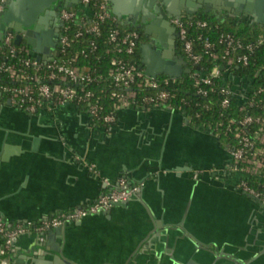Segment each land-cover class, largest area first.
I'll list each match as a JSON object with an SVG mask.
<instances>
[{"label":"water","instance_id":"1","mask_svg":"<svg viewBox=\"0 0 264 264\" xmlns=\"http://www.w3.org/2000/svg\"><path fill=\"white\" fill-rule=\"evenodd\" d=\"M108 1L113 13L126 25L141 29L144 35L140 49L141 67L154 78L161 75L181 78L190 72L183 55L177 50V33L173 40L166 39L175 17L194 18L200 12L216 19L244 16L251 24L264 27V0H131L125 11L120 9L118 0ZM57 3L65 7L77 6L86 15H92L90 6L82 4L80 0H8L7 10L0 21V40L5 29L11 26L18 33L16 44L25 41L32 52L46 62L60 36L61 20L55 7ZM233 89L240 91L241 87L235 85ZM11 105L10 99L6 104L0 99V217L10 226L17 222L47 220L50 212L55 215V212L87 205L116 188L118 180L122 178L128 179V187L140 185V189L129 198L114 202L108 210L101 209L68 220L57 228L20 234L12 239L8 253L1 254L3 241L0 239V264L29 262L33 258L31 245L35 242L44 247L41 250L42 259L45 260L34 261L37 264H158L161 257L169 261V257H172L175 264V254L171 253L169 257L162 255L161 236H165L172 247L176 246L180 237L195 249H208V244L193 230L191 222L194 186L199 181L225 186L211 177V167L201 164L204 170L201 173L193 172L191 167L178 165L182 150L178 144L167 147L168 138L157 137L152 142H139V137L130 132L123 131L116 135L118 128L114 126L109 128L110 134L106 140L98 142L94 139L77 148L79 152H67L64 150L69 144L66 134L56 129H34L36 123H42L43 112L47 111L30 114ZM162 108L169 110L167 106ZM49 114L53 115V112ZM86 115L91 121L90 116ZM143 115V112H137L138 117ZM183 115L187 118L186 112ZM10 121H24L22 125L29 124V127H9L7 122ZM186 123L189 124L188 118ZM13 134L27 135L32 139L15 145L11 139ZM54 143H57L55 147ZM161 144L164 145L163 149H160ZM138 145L141 148L138 149ZM76 156L80 157L79 162L74 159ZM92 164L95 165L94 169L91 168ZM61 168L62 173L59 172ZM45 169L68 174L70 186L78 190L69 204L58 202L49 212L41 215L20 214V206L13 199L19 187L9 191L10 184H16L17 175H25L26 171L27 177H31L33 172L43 174ZM185 182L191 184L190 190L180 191L182 203L179 208L171 209L173 212L175 209L172 215L170 209L168 213L166 203L169 200L166 198L169 192ZM83 183H87V186L81 191ZM254 201L262 211L263 203L259 199ZM146 241L151 248L145 245L144 252L149 255L137 254ZM257 243L255 250L264 264V241ZM18 248L24 253H16ZM216 249H222V254L228 253L226 247L216 245ZM150 251L154 253L150 254ZM34 253L37 255L38 252ZM244 261V264H251L248 259Z\"/></svg>","mask_w":264,"mask_h":264},{"label":"built area","instance_id":"2","mask_svg":"<svg viewBox=\"0 0 264 264\" xmlns=\"http://www.w3.org/2000/svg\"><path fill=\"white\" fill-rule=\"evenodd\" d=\"M80 1L90 6L92 15H86L75 6L62 7L58 43L46 62L39 59L25 41L16 44L18 33L11 26L5 29L0 40V99H10L12 105L30 114H40L52 110L55 105L70 103L86 112L91 121L95 119L108 125L117 121L123 109L167 106L182 111V107L190 103L187 99H181L178 107L169 103L174 98L172 84L177 80L183 82V77L148 76L141 65L132 59L139 48L141 33L125 29L126 24L113 13L108 0ZM7 3L8 0H0V21L7 10ZM172 22L192 67L200 65L204 57H209L214 63L210 70L190 69V76L197 86L196 94L203 97H209L211 93L220 94L219 106L223 112L230 108L235 99L242 115L232 114L226 119L221 113L218 119L221 125L226 124L225 135L229 142L222 143L230 153L229 169L238 176V187L264 205V87H256L253 77L230 73L234 65H249L256 49L264 45V34L246 43L231 33L222 34L214 42L200 32L197 39L201 41L202 51L198 52L191 31H203L208 28L209 22L187 16L175 17ZM239 22L236 20V23ZM101 37H105L109 43L106 52L110 55L111 66L106 73L100 72L99 65L92 61L99 50L98 40ZM96 59V62H101V56L98 55ZM258 75L259 72L255 78ZM3 77L9 83L2 82ZM104 85L111 88L108 105L94 89L95 86L102 87L100 91L103 93ZM235 85H239L241 90L234 91ZM142 89L151 92L140 96ZM202 107L209 110L212 104L206 103ZM254 107L260 108L258 115L249 113V109ZM187 118L191 121L188 115ZM255 123L259 124L258 129L250 132ZM203 127L221 141L220 135L211 126ZM139 189L140 185L128 187L127 179L122 178L116 188L89 204L58 213L38 223L17 222L10 226L0 217L1 254L10 252L12 239L20 234L57 228L68 220L101 209L108 210L114 202L129 198Z\"/></svg>","mask_w":264,"mask_h":264},{"label":"crops","instance_id":"3","mask_svg":"<svg viewBox=\"0 0 264 264\" xmlns=\"http://www.w3.org/2000/svg\"><path fill=\"white\" fill-rule=\"evenodd\" d=\"M118 1L122 11L127 10L131 3V0ZM220 19L226 20L229 18ZM233 19L264 31V27L251 24L247 17L239 16ZM158 28L162 29L161 27ZM7 100L9 99H4L5 104ZM168 109L164 110L162 107L153 106L141 109H123L120 111L117 121L105 128L103 126H93L91 121H88L87 113L72 104L55 105L52 110L43 112L45 115L41 121L42 123H36L34 129H56L59 133L63 132L69 141L64 150L71 153H75L77 148H81L88 141L94 139H97L98 142L106 140L109 137L111 126L118 128L116 135L121 134L123 131L130 132L139 137V142L141 140L144 143L146 141L152 142L157 137L168 138L167 147L170 148L174 144H178L180 150H182V153H179L178 156V165L191 167V171L196 173H201L204 170L201 164L209 166L211 167V177L219 183L222 182L225 186H216L203 181H199L194 186L192 228L208 244L206 246L208 251L195 249L180 237L177 238L176 246L172 247L168 245L165 236H161L162 255L167 254L169 257L171 253L175 254V264H244L246 259L251 264H263L257 256L259 255L257 250H255L257 242L264 241V232L261 228L262 211L254 203V199L257 198L244 193L238 187V179L236 181L232 180L235 175L229 169L230 153L222 141L213 136L209 129L198 127L192 124L191 121L187 125V118L182 111L171 107H168ZM52 112L53 115H50L49 113ZM137 112H143V117H138ZM23 122L10 121L7 122V125L21 129H24V126L29 127V124L22 125ZM11 139L13 144L21 145L24 142L31 141L32 138L27 135L13 134ZM54 144L53 147L57 145V143ZM163 147L164 145L161 144L160 149H163ZM137 148L141 147L138 145ZM78 157L74 158L76 162L81 160ZM91 168L94 169L95 165L92 164ZM149 169H151V163ZM27 172H25V175H17L16 184L12 185L11 183L9 188V191H14L19 187V192L13 199L20 206V214L41 215L44 212H49L58 202H62V205L69 204L74 192L78 190V188L74 189L70 186L68 174H58L54 169H45L43 174L33 172L31 177H27ZM59 172L62 173V168ZM190 180L188 177V181ZM82 186L81 191H84L87 183H83ZM190 187L191 184L185 182L179 185L177 189L169 192L166 198L169 201L168 203L165 201L168 213L169 209L181 206L182 196L180 191H188ZM4 191L6 192V188ZM70 209L72 208L68 210ZM56 214L58 212H55ZM174 214L175 209L174 212L172 211V215ZM53 216V212H50L49 218ZM38 222L40 221L33 223ZM216 245H220V248L226 247L228 253L222 254V249L217 250ZM31 246L32 253L30 254L33 258L25 264H37L34 261L44 259H42L43 253L41 250L44 247L38 245L37 242ZM147 248L150 249L151 247L148 245ZM34 252H38L37 255ZM16 253L23 254L24 252L21 248H18ZM149 253L153 254L154 252L151 253L150 251ZM146 255L149 254L145 252L143 256ZM169 258H171V261L161 257L159 263L174 264L172 257Z\"/></svg>","mask_w":264,"mask_h":264},{"label":"trees","instance_id":"4","mask_svg":"<svg viewBox=\"0 0 264 264\" xmlns=\"http://www.w3.org/2000/svg\"><path fill=\"white\" fill-rule=\"evenodd\" d=\"M78 8L77 6H75ZM195 18H200L203 20H207L209 22L208 28L204 29L203 31H191V35L196 39L195 42V49L198 52L202 51V45L201 41L197 39V36L199 33H203L204 37L210 38L212 41L217 42L221 35L224 33H231L235 37L243 40L246 43L253 42L256 40L257 36L259 34H263L264 31H260L256 29L253 26H250L248 24L239 22L236 23L235 19L229 18L226 20H221V19H216L215 17H209L208 14L200 12L195 16ZM127 30H138L141 33V39H144V35L141 32V29H137L133 26L130 25H125L124 27ZM140 39V40H141ZM87 43V41H85ZM99 43V50L98 52L93 55L92 61L97 63L100 67V72L103 71V73H106L111 66L109 61V56L106 52L107 48H109V43L106 41L105 37H101L98 40ZM141 41L139 48L137 49L136 53L132 57L133 60H135L139 65H141V54H140V48H141ZM101 56V62L98 63L96 59L97 56ZM182 55L185 59L186 62V67L191 69V71L194 70H210L212 69L214 63L209 57H204L203 61L201 62L200 65L196 67H192L191 62L189 61V58L186 56V54L182 50ZM251 60L249 65L244 66V65H234L230 69V73L233 72L234 75H238L240 77H253V83L256 87H264V45L259 46L255 53L251 56ZM224 72V71H223ZM259 72V75L257 78H255L256 73ZM160 78L167 77L166 75H161L159 76ZM228 77V75H227ZM229 78V77H228ZM184 81L181 82L180 80L175 81L172 84V92L174 93V98L170 101L169 104H171L174 107H178L180 105L181 99L185 98L187 99L190 103L182 107V111H185L186 114L189 116L191 119V123L200 127V126H211L212 129L220 135V140L224 143L229 142L226 135H225V127L226 124L223 123L221 125V121H218L221 113H224L223 118L227 119V116L229 115H237L241 116L242 113L238 111V106L236 105L235 99H233V102L228 110H223L219 106V102L221 100V95L217 93H211L209 97H203L200 95L196 94L197 91V86L195 82L192 80L189 73H185L183 75ZM222 82V80H220ZM2 82L4 83H9L6 77L2 78ZM105 86V85H104ZM94 89L99 92L103 97H104V103L108 105L110 103L109 97V91L110 87L105 86L103 89L105 91L101 93L102 87ZM108 92V93H107ZM151 90H146L142 89L139 91V95L143 96L147 93H150ZM206 103H211L212 107L207 110L202 107L203 104ZM201 113V114H200ZM249 113L253 115H258L260 113V108L254 107L249 109ZM200 114V115H198ZM227 122V121H223ZM91 124L93 126L98 127V126H103L105 128H108L109 125L102 123L101 121H97L95 119H92ZM259 124H254L250 128V132L258 129Z\"/></svg>","mask_w":264,"mask_h":264},{"label":"flooded vegetation","instance_id":"5","mask_svg":"<svg viewBox=\"0 0 264 264\" xmlns=\"http://www.w3.org/2000/svg\"><path fill=\"white\" fill-rule=\"evenodd\" d=\"M55 7H56V10H57V13H58V15H59V13H60V10L62 9V7H64V5H62V4H59V3H57L56 5H55ZM170 26V25H169ZM175 25L173 24V22H172V26H170V32L171 33H169L168 35H167V33H166V39L168 40V41H171V40H173L174 38H175V35H176V33H177V38H176V44H177V50L178 51H180L181 52V54H182V46H181V44H180V42H179V40H178V32H177V29L175 30ZM176 32V33H175ZM141 41V43H143L144 42V39H141L140 40ZM2 101H4V99L2 100ZM261 228L263 229V232H264V206L262 207V215H261ZM149 245V243H148V241H146V242H144L143 244H142V246L140 247V249L138 250V252H137V254L139 253V254H144L145 252V245ZM131 261H132V259H131Z\"/></svg>","mask_w":264,"mask_h":264},{"label":"rangeland","instance_id":"6","mask_svg":"<svg viewBox=\"0 0 264 264\" xmlns=\"http://www.w3.org/2000/svg\"><path fill=\"white\" fill-rule=\"evenodd\" d=\"M230 162H231V160H230ZM237 179H238V176H236V175L232 178L233 181H236Z\"/></svg>","mask_w":264,"mask_h":264}]
</instances>
